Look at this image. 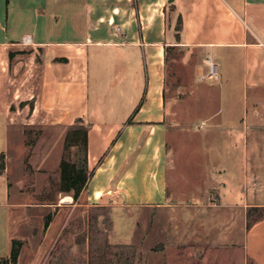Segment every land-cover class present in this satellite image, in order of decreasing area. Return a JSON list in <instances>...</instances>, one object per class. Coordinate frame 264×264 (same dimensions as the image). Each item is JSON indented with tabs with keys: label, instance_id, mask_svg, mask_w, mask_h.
<instances>
[{
	"label": "crops",
	"instance_id": "0c3cea01",
	"mask_svg": "<svg viewBox=\"0 0 264 264\" xmlns=\"http://www.w3.org/2000/svg\"><path fill=\"white\" fill-rule=\"evenodd\" d=\"M215 2L219 5L212 7L204 0H87L79 5L78 14L84 26H80V34L64 37L55 29L44 39L34 40L27 35L25 38L30 40L26 42L25 38L16 40L6 34L4 7L0 0V130L11 122L19 123L17 128L23 124L24 129L44 124L55 129H68L80 122L88 129L91 172L87 188L75 202L72 193L59 190L65 141L54 168L49 165V157L40 156L39 146L30 148L33 149L30 158L33 173H27L24 167L27 158L22 159L23 166L12 174L9 165L0 164V260L10 256L14 240L24 243L19 261L26 249L43 250L54 236L55 224L56 231H61L76 208H99L114 202L128 207H163L169 203L171 103L167 96V80L170 48L202 53L203 49L210 48L209 56L213 58L215 49H239L243 91H264V0ZM229 5L240 11L246 23L247 29L239 37H233L237 30L233 31L227 21L229 15L222 12ZM25 48L31 51L30 68L25 69L19 55L11 68V52H23ZM91 57H95L93 66ZM227 57L230 62L237 63L231 51ZM202 69H205L203 64L196 65L198 77ZM91 71L99 73V90L93 94L89 90ZM26 73L30 77L25 81ZM102 78L106 81L104 85L100 83ZM222 79L223 76L218 82L220 86ZM25 85L32 92L33 107L28 114L24 113L26 108L12 112V104L17 102L20 107L23 101L16 98L22 95ZM227 89L230 90L229 84ZM36 92L41 93L40 98ZM248 101L247 96L239 104L241 127L236 129L226 124L219 131L220 136L227 139L225 143L229 141L230 144L237 132L243 133L247 150L249 107L252 105ZM91 103L95 106L93 112ZM257 104L264 108V98L258 99ZM256 116L258 124L264 121V115ZM232 120L231 115H226V122ZM14 137L11 141L5 134L4 140L0 141V158L3 160H11L13 142L14 147L21 143L17 132ZM263 145L257 140V153H264ZM222 150H225L224 145ZM232 150L229 147L227 153ZM2 181H8L5 191ZM10 181H16L18 194L40 195L41 200L26 201L19 197L11 202L14 189ZM22 181H57L55 195L44 196L49 194L45 187L31 191ZM224 181L225 200L238 199L239 189L226 177ZM248 185L246 182L243 188ZM253 186L255 203L246 205L243 210V253L254 264H264V213L252 220L251 227L248 226L249 210L259 212L264 208L261 197L264 181H256ZM244 189L240 191L242 195ZM66 196H72L73 200L63 201ZM33 207L37 209L29 211ZM49 216L50 222L46 225ZM39 227L40 237L37 235ZM224 251L216 256H224Z\"/></svg>",
	"mask_w": 264,
	"mask_h": 264
},
{
	"label": "rangeland",
	"instance_id": "374dc122",
	"mask_svg": "<svg viewBox=\"0 0 264 264\" xmlns=\"http://www.w3.org/2000/svg\"><path fill=\"white\" fill-rule=\"evenodd\" d=\"M84 1L87 0H2L6 34L16 40H23L27 35L39 40L56 29L57 34L74 37L80 34V26L84 28L81 15L78 14L79 5ZM204 1L212 7L219 5L215 0ZM222 12L229 15L227 21L233 31L237 30L233 37H239L247 29L240 11L229 5ZM207 29L212 30L211 27ZM230 51L237 63L228 59ZM239 54V49H215L213 56L222 68L220 86L218 83L201 80L196 72V65L203 64L206 67L205 58L211 55L210 48L203 49V53L184 48L169 49L167 96L171 103L168 143L170 199L166 206L128 207L114 202L99 208H76L61 231H56L58 229L55 224L54 236L43 250H24L18 264H34V261L38 262L36 264H254L243 253V210L246 205L249 207L255 203L254 183L264 181V153H257V140L261 145L264 144V121L259 124L255 121L256 114L264 115V108L256 105L258 99L264 98V91H243L238 66ZM18 55L25 69L30 68L31 51L26 48L23 52H11V68ZM94 62L95 57H91V66ZM28 77L30 74L26 73L25 81ZM100 83H106L104 78ZM227 84L230 85L229 91ZM89 88L90 94L99 90L97 71L90 72ZM31 94L25 85L22 95L16 98L18 101L23 99L22 104L19 107L14 102L12 112L26 108L24 113L28 114L33 107ZM35 94L41 96L40 92ZM247 96L248 102L252 103L249 107L248 150L243 143V133L237 132L231 144L229 141L225 143L227 139L219 134L226 124L236 129L241 127L238 119L242 113L239 104ZM27 104L29 106H25ZM94 108L91 103L92 112ZM226 115H231L233 120L226 122ZM22 125L17 128L19 123L11 122L4 130H0V141L4 140L5 134L12 141L16 132L18 141L21 140L15 147L14 142L11 144V160L0 158V164L11 167L10 174L23 166L22 159L25 158L27 173H33L30 164L33 149L30 148L34 146H39L40 156L49 157V165L54 168L55 159L64 148L68 132L83 127L80 122L68 129H55L44 124L31 125L25 130ZM223 145L225 150H222ZM229 147L233 148L231 153H227ZM28 150L30 152L24 154ZM224 177L239 189L240 194L236 195L238 199L225 200ZM40 178L43 179L42 176ZM10 182H13L14 189L9 199L11 202L19 200V197L26 201L35 198L36 201L41 200L40 195L18 194L16 181ZM22 182L31 191L40 187L47 188L49 194H44L46 197L55 195L57 181ZM246 182L249 185L244 189ZM2 183L4 190L8 181ZM241 188L244 189V195ZM261 197L264 199V195ZM34 209L37 208H29V211ZM262 213L264 208L252 212V220ZM40 232L41 227L38 228L39 237ZM22 251L23 248L21 254ZM223 251L224 256H216ZM34 254L37 257L35 259Z\"/></svg>",
	"mask_w": 264,
	"mask_h": 264
},
{
	"label": "trees",
	"instance_id": "16d2710c",
	"mask_svg": "<svg viewBox=\"0 0 264 264\" xmlns=\"http://www.w3.org/2000/svg\"><path fill=\"white\" fill-rule=\"evenodd\" d=\"M89 138L88 129L79 127L68 132L65 139V153L60 165L61 181L59 190L65 193H72L77 202L83 191L87 188L91 172L89 169L88 156ZM73 152H69V150ZM248 212L249 227L252 224V211ZM51 216L47 218L46 225L49 224ZM23 241L14 240L12 251L9 257L0 260V264H18Z\"/></svg>",
	"mask_w": 264,
	"mask_h": 264
},
{
	"label": "built area",
	"instance_id": "2783aa9c",
	"mask_svg": "<svg viewBox=\"0 0 264 264\" xmlns=\"http://www.w3.org/2000/svg\"><path fill=\"white\" fill-rule=\"evenodd\" d=\"M30 38L26 37L27 42ZM222 71L220 63L213 57L209 56L206 58V67L199 73V77L203 81H209L212 83H218L221 80Z\"/></svg>",
	"mask_w": 264,
	"mask_h": 264
},
{
	"label": "bare ground",
	"instance_id": "6f19581e",
	"mask_svg": "<svg viewBox=\"0 0 264 264\" xmlns=\"http://www.w3.org/2000/svg\"><path fill=\"white\" fill-rule=\"evenodd\" d=\"M72 200H73L72 196H66V197L63 198V201H69L70 202Z\"/></svg>",
	"mask_w": 264,
	"mask_h": 264
}]
</instances>
